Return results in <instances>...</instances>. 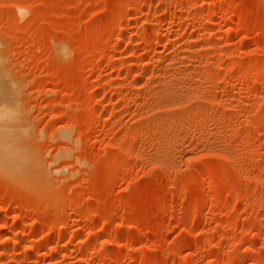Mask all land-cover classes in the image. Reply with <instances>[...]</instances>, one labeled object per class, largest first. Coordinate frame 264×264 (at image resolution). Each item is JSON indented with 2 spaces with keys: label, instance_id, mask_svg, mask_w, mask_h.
<instances>
[{
  "label": "rangeland",
  "instance_id": "rangeland-1",
  "mask_svg": "<svg viewBox=\"0 0 264 264\" xmlns=\"http://www.w3.org/2000/svg\"><path fill=\"white\" fill-rule=\"evenodd\" d=\"M0 109V264H264V0H0Z\"/></svg>",
  "mask_w": 264,
  "mask_h": 264
},
{
  "label": "bare ground",
  "instance_id": "bare-ground-1",
  "mask_svg": "<svg viewBox=\"0 0 264 264\" xmlns=\"http://www.w3.org/2000/svg\"><path fill=\"white\" fill-rule=\"evenodd\" d=\"M3 109H0V167L4 169H8L14 166L16 167L20 166L21 163L20 157L22 156H20L21 154L19 155L18 153L19 151H21V149L19 150V148L21 147L18 148L17 147L18 144L16 145L14 138L15 131L12 132L14 133L12 134L10 131L12 130V128L11 129H9L10 127L7 128L8 125L6 124L3 118V116L5 117L6 113L5 114L3 113ZM11 136L14 138V140L12 139Z\"/></svg>",
  "mask_w": 264,
  "mask_h": 264
}]
</instances>
